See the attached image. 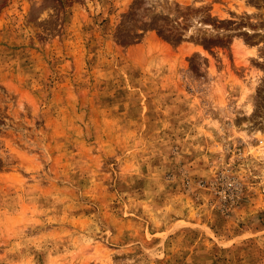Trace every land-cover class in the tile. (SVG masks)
I'll list each match as a JSON object with an SVG mask.
<instances>
[{"label": "rangeland", "instance_id": "1", "mask_svg": "<svg viewBox=\"0 0 264 264\" xmlns=\"http://www.w3.org/2000/svg\"><path fill=\"white\" fill-rule=\"evenodd\" d=\"M0 264H264V0H0Z\"/></svg>", "mask_w": 264, "mask_h": 264}]
</instances>
